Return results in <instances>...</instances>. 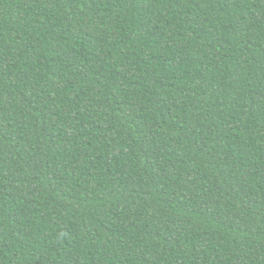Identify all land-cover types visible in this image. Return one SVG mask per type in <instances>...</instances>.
I'll list each match as a JSON object with an SVG mask.
<instances>
[{
	"label": "trees",
	"instance_id": "obj_1",
	"mask_svg": "<svg viewBox=\"0 0 264 264\" xmlns=\"http://www.w3.org/2000/svg\"><path fill=\"white\" fill-rule=\"evenodd\" d=\"M0 264H264V0H0Z\"/></svg>",
	"mask_w": 264,
	"mask_h": 264
}]
</instances>
